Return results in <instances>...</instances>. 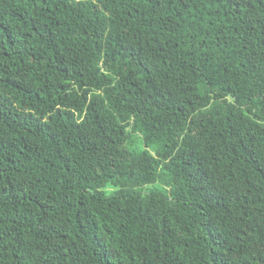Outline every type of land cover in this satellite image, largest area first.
<instances>
[{"label": "trees", "instance_id": "1", "mask_svg": "<svg viewBox=\"0 0 264 264\" xmlns=\"http://www.w3.org/2000/svg\"><path fill=\"white\" fill-rule=\"evenodd\" d=\"M0 264H264V0H0Z\"/></svg>", "mask_w": 264, "mask_h": 264}, {"label": "rangeland", "instance_id": "2", "mask_svg": "<svg viewBox=\"0 0 264 264\" xmlns=\"http://www.w3.org/2000/svg\"><path fill=\"white\" fill-rule=\"evenodd\" d=\"M156 189H164V187L161 185L160 182H157L154 184L147 185L146 187L143 188V191L144 192H150V191L156 190Z\"/></svg>", "mask_w": 264, "mask_h": 264}]
</instances>
